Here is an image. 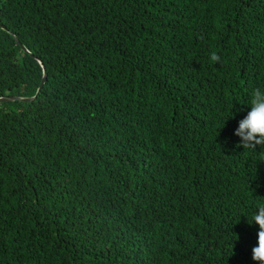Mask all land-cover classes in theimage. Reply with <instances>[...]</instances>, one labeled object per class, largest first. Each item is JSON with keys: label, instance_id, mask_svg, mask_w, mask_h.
Returning <instances> with one entry per match:
<instances>
[{"label": "trees", "instance_id": "16d2710c", "mask_svg": "<svg viewBox=\"0 0 264 264\" xmlns=\"http://www.w3.org/2000/svg\"><path fill=\"white\" fill-rule=\"evenodd\" d=\"M2 95L0 264H253L264 0H0Z\"/></svg>", "mask_w": 264, "mask_h": 264}, {"label": "clouds", "instance_id": "9594fccd", "mask_svg": "<svg viewBox=\"0 0 264 264\" xmlns=\"http://www.w3.org/2000/svg\"><path fill=\"white\" fill-rule=\"evenodd\" d=\"M212 60L217 61L219 57L214 53ZM255 96V93H253ZM247 114L241 116L237 121V127L233 130V135L238 138V146L244 150H257V147L264 148V131L253 132L246 125ZM250 225L258 226L257 242L251 250V260L253 264H264V208L260 209L253 216V223Z\"/></svg>", "mask_w": 264, "mask_h": 264}, {"label": "water", "instance_id": "95a60500", "mask_svg": "<svg viewBox=\"0 0 264 264\" xmlns=\"http://www.w3.org/2000/svg\"><path fill=\"white\" fill-rule=\"evenodd\" d=\"M22 47H24L23 45H21ZM43 76L38 84V87L36 89V92L41 88V86L43 85L44 83V80H45V77H46V72L44 70V66H43ZM34 97V95L32 96H16V95H2L0 96V100H4V99H8V98H11V99H15V98H19V99H23V100H30Z\"/></svg>", "mask_w": 264, "mask_h": 264}]
</instances>
